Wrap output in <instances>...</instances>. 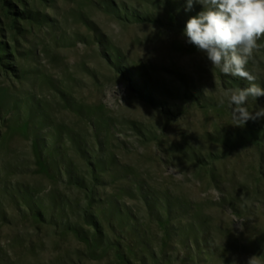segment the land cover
I'll use <instances>...</instances> for the list:
<instances>
[{
	"label": "rangeland",
	"instance_id": "1",
	"mask_svg": "<svg viewBox=\"0 0 264 264\" xmlns=\"http://www.w3.org/2000/svg\"><path fill=\"white\" fill-rule=\"evenodd\" d=\"M185 7L0 0V264H264V118Z\"/></svg>",
	"mask_w": 264,
	"mask_h": 264
},
{
	"label": "clouds",
	"instance_id": "2",
	"mask_svg": "<svg viewBox=\"0 0 264 264\" xmlns=\"http://www.w3.org/2000/svg\"><path fill=\"white\" fill-rule=\"evenodd\" d=\"M196 4L202 10L186 21V42L205 53L213 69L219 68L223 74L243 79L248 85L226 90L232 125L243 127L249 120L264 118V107L256 111L247 107L250 97H264V88L246 68L254 51L264 47L258 44L264 37V0H186L185 10L190 11ZM220 104H224L223 99ZM247 264H256L255 256Z\"/></svg>",
	"mask_w": 264,
	"mask_h": 264
}]
</instances>
